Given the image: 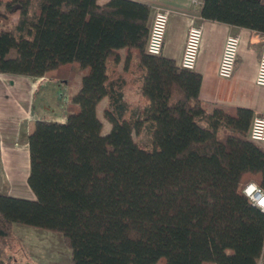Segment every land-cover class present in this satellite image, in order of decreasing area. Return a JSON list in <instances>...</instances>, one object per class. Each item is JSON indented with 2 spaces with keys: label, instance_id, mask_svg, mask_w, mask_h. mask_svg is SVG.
<instances>
[{
  "label": "trees",
  "instance_id": "obj_1",
  "mask_svg": "<svg viewBox=\"0 0 264 264\" xmlns=\"http://www.w3.org/2000/svg\"><path fill=\"white\" fill-rule=\"evenodd\" d=\"M150 13L130 0L0 7L1 74L69 84L82 74L65 121L35 120L27 137L34 198L0 194L7 251L20 224L58 234L69 264H255L264 214L242 193L248 183L264 191V149L248 138L253 112L208 111L199 73L146 53ZM200 16L264 36V0H203ZM134 87L133 107L124 92ZM141 129L152 147L133 141Z\"/></svg>",
  "mask_w": 264,
  "mask_h": 264
},
{
  "label": "crops",
  "instance_id": "obj_2",
  "mask_svg": "<svg viewBox=\"0 0 264 264\" xmlns=\"http://www.w3.org/2000/svg\"><path fill=\"white\" fill-rule=\"evenodd\" d=\"M7 1H0V7ZM130 1L149 6L150 18L154 11L168 12L160 55L173 60L177 65L188 26L197 22L202 25V39L193 71L201 75L199 98L206 104L208 111L213 108L239 107L250 109L253 116L264 114V88L254 84L264 36L248 29L205 21L200 16V10L192 8L191 0ZM107 2L108 0H96L99 6ZM18 16V13L11 16L12 24L17 22ZM229 34H238L240 44L233 74L230 78L223 79L216 71L224 39ZM119 53L122 58L123 50H119ZM121 68L122 59L116 66L117 71ZM81 78L82 74L74 79L76 91ZM132 84L136 85V81H132ZM102 101L101 112L106 99L100 102ZM37 116H41V79L0 73V194L17 197L14 195L19 192L27 193L30 189L26 182L30 165L26 140L33 128V125L30 126L31 120ZM259 145L264 149V143ZM37 263H41L40 258Z\"/></svg>",
  "mask_w": 264,
  "mask_h": 264
},
{
  "label": "rangeland",
  "instance_id": "obj_3",
  "mask_svg": "<svg viewBox=\"0 0 264 264\" xmlns=\"http://www.w3.org/2000/svg\"><path fill=\"white\" fill-rule=\"evenodd\" d=\"M76 89L77 86L74 83L69 84L60 79H41V116L32 119L30 126L35 120L64 122L66 106L70 103V98ZM124 95L133 107L138 104V93L135 87L125 91ZM102 105L103 101L98 105L97 117L102 123L101 133L105 134L110 126L101 116ZM132 139L146 148L152 147V140L144 129L136 133L133 132ZM14 196L23 199L34 198L30 190L27 193L19 192ZM12 234L14 237L13 249L7 251L0 245V255L4 259L13 256L16 259L13 264H69V251L58 234L32 229V227L20 224L12 226ZM39 258L41 263H37Z\"/></svg>",
  "mask_w": 264,
  "mask_h": 264
},
{
  "label": "built area",
  "instance_id": "obj_4",
  "mask_svg": "<svg viewBox=\"0 0 264 264\" xmlns=\"http://www.w3.org/2000/svg\"><path fill=\"white\" fill-rule=\"evenodd\" d=\"M202 2L203 0H191V6L198 11L202 6ZM198 18L200 19V17ZM167 20V11L157 10L152 13L145 46L146 53L155 56L161 54ZM201 39L202 25L198 22L191 23L186 31L178 64L181 68L194 70ZM239 44L238 34H229L225 37L216 71L220 78L228 79L232 76ZM254 84L257 87L264 88V39L257 60ZM248 138L257 144L264 143V114L253 116L248 130ZM242 193L255 208L264 214V191L260 187L254 183H248L242 188ZM255 264H264V245L255 260Z\"/></svg>",
  "mask_w": 264,
  "mask_h": 264
}]
</instances>
